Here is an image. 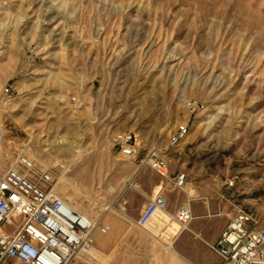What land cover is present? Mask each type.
I'll use <instances>...</instances> for the list:
<instances>
[{
  "label": "rangeland",
  "instance_id": "obj_1",
  "mask_svg": "<svg viewBox=\"0 0 264 264\" xmlns=\"http://www.w3.org/2000/svg\"><path fill=\"white\" fill-rule=\"evenodd\" d=\"M5 85L14 91L0 97V171L28 157L95 223L133 215L110 191L113 140L130 131L139 139L165 106L189 127L184 140L194 129L223 167L244 170L245 209L264 205V181L248 174L264 168V0H0ZM157 215L165 217L115 228L105 243L120 249L112 261L171 263V240L141 230ZM258 219L251 227L264 229Z\"/></svg>",
  "mask_w": 264,
  "mask_h": 264
},
{
  "label": "crops",
  "instance_id": "obj_2",
  "mask_svg": "<svg viewBox=\"0 0 264 264\" xmlns=\"http://www.w3.org/2000/svg\"><path fill=\"white\" fill-rule=\"evenodd\" d=\"M174 112L169 106L159 108L158 114L152 116L148 123L141 127L140 137L137 138L139 158H144L155 150L167 161L168 167L164 175L139 160L124 156L115 150L112 144V152L115 153L112 157V171L115 167L112 174L116 176L114 182L116 184L115 188L111 186L110 191H115V200L121 201L120 207L123 211L126 208H133V215L118 216L116 220L112 218L108 222L110 229L107 233L112 230L113 235L110 238L94 232L99 250L95 248L89 261L82 263L126 264L112 261L111 257L118 254L120 249L105 243L114 237V230L121 223L131 225L133 230L138 227L137 219L143 206L157 193L163 194L167 200V208L159 211L164 213L165 217L157 215L149 230L141 229L145 234L144 238L162 237L168 242L171 240L174 244V252L171 253L170 264L221 263L220 257L212 250L211 245L220 238L222 231L235 215L237 207L245 208L244 202L240 200L244 198L242 188L246 183L245 172L223 167L222 156L219 153L212 152L204 144H197L194 129L186 140L172 146L170 138L177 131L179 125L177 122L180 121ZM130 132L137 136L134 131ZM187 143L191 145L195 143V146L186 149ZM181 173L185 174V184L177 187L175 179ZM248 174L257 176L256 183H263V167L250 168ZM181 206L187 207L191 214V220L186 228L174 218L176 210ZM263 215L264 205L261 203L255 207L253 216L258 221ZM155 225L157 228H154ZM129 226L126 228H130ZM127 233L129 234L130 231ZM131 254L135 256L155 254V251L132 248ZM127 264L147 263L142 262L141 259H133Z\"/></svg>",
  "mask_w": 264,
  "mask_h": 264
},
{
  "label": "built area",
  "instance_id": "obj_3",
  "mask_svg": "<svg viewBox=\"0 0 264 264\" xmlns=\"http://www.w3.org/2000/svg\"><path fill=\"white\" fill-rule=\"evenodd\" d=\"M14 88L5 85L2 95L9 96ZM75 101V98H71ZM194 111L203 108L197 102L188 103ZM187 124H179L170 144H180L188 135ZM115 150L139 160L164 175L168 163L155 150L139 158L137 136L122 132L113 140ZM48 172H36L33 162L19 154L12 166L0 171V264H70L91 255L95 249L94 232L106 234L109 225L95 223L75 211L53 188ZM185 184V174H178L175 185ZM163 194L157 193L142 208L137 224L146 226L157 211L167 208ZM174 218L187 227L191 214L179 207ZM256 220L245 208L238 206L235 215L211 245L221 259L220 264H264V229H255Z\"/></svg>",
  "mask_w": 264,
  "mask_h": 264
},
{
  "label": "bare ground",
  "instance_id": "obj_4",
  "mask_svg": "<svg viewBox=\"0 0 264 264\" xmlns=\"http://www.w3.org/2000/svg\"><path fill=\"white\" fill-rule=\"evenodd\" d=\"M187 103H188V102H187ZM187 103H186V104H187ZM67 203H68V204H69V205H70L75 211H78V208H77L75 205L71 204L72 202H71V203L67 202ZM78 212H79V211H78ZM157 212H159V211H157ZM157 212H156V213H157ZM156 213H155V214H156ZM80 214H81V213H80ZM155 214H154V215H155ZM154 215H153V217H154ZM83 216H84V215H83ZM153 217H152V218H153ZM152 218H151V220H152ZM151 220H150V221H151ZM150 221H149V222H150ZM149 222H148V224H149ZM148 224H147V225H148ZM109 229H110V228H109ZM96 232H97V231H96ZM98 233H99V232H98ZM93 253H94V252H92L91 255L88 256V257L82 258L81 261H83V262L89 261V259L91 258V256H92ZM96 253H98V252H96ZM98 254H99V253H98ZM97 256H98V255H97ZM100 256H101V255H100ZM93 257H94V256H93ZM98 258H99V257H98ZM95 259H96V258H95ZM99 261H100V260H99ZM95 263H96V262H95Z\"/></svg>",
  "mask_w": 264,
  "mask_h": 264
}]
</instances>
